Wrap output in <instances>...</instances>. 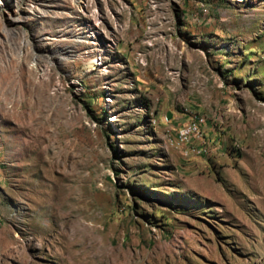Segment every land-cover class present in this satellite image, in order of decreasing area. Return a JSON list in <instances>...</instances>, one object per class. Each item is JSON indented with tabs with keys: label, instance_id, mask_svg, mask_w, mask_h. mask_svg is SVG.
<instances>
[{
	"label": "rangeland",
	"instance_id": "1",
	"mask_svg": "<svg viewBox=\"0 0 264 264\" xmlns=\"http://www.w3.org/2000/svg\"><path fill=\"white\" fill-rule=\"evenodd\" d=\"M0 264H264V0H0Z\"/></svg>",
	"mask_w": 264,
	"mask_h": 264
},
{
	"label": "built area",
	"instance_id": "2",
	"mask_svg": "<svg viewBox=\"0 0 264 264\" xmlns=\"http://www.w3.org/2000/svg\"><path fill=\"white\" fill-rule=\"evenodd\" d=\"M204 124L200 120H192L190 118L184 125L179 128L180 134L184 137L187 142L190 136H199L200 127Z\"/></svg>",
	"mask_w": 264,
	"mask_h": 264
},
{
	"label": "bare ground",
	"instance_id": "3",
	"mask_svg": "<svg viewBox=\"0 0 264 264\" xmlns=\"http://www.w3.org/2000/svg\"><path fill=\"white\" fill-rule=\"evenodd\" d=\"M32 8V12H39V11H41V12H45L46 11V9H44V8H34L33 9V7H31ZM78 36H74V37H72L70 40H72V41H80V40H78ZM59 47V46H58ZM54 51V50H53ZM66 51H67V47H59V48H57L55 51H54V53H55V55L57 54V58H59L60 59V56H64V54L66 53ZM68 53V52H67ZM91 63V62H90ZM201 121V120H200ZM204 122V121H203Z\"/></svg>",
	"mask_w": 264,
	"mask_h": 264
},
{
	"label": "crops",
	"instance_id": "4",
	"mask_svg": "<svg viewBox=\"0 0 264 264\" xmlns=\"http://www.w3.org/2000/svg\"><path fill=\"white\" fill-rule=\"evenodd\" d=\"M196 20H199V18H198V19H196ZM201 20H203V18H201ZM190 24H191V22H190Z\"/></svg>",
	"mask_w": 264,
	"mask_h": 264
}]
</instances>
